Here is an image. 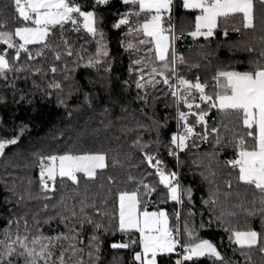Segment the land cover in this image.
Here are the masks:
<instances>
[{
    "label": "trees",
    "instance_id": "16d2710c",
    "mask_svg": "<svg viewBox=\"0 0 264 264\" xmlns=\"http://www.w3.org/2000/svg\"><path fill=\"white\" fill-rule=\"evenodd\" d=\"M76 3L82 10L94 11L98 33H103V45L108 54L99 57V64L89 66L90 59H97L99 34L93 37L82 28L77 32L71 23L65 24L63 29L59 26L52 29L47 47L29 45L33 59L24 52L16 59L15 49L0 43V52L6 50L10 54L11 64L6 77H0V140L19 137L15 145L6 147L0 155V229L8 227L9 219L22 216L28 221L26 234L30 237L40 233L52 236L66 233L68 229L79 233L78 239L83 243L77 246L84 251L74 259L84 264H138L134 253L140 251L139 233L119 230L118 195L139 188V195L147 193L143 207L165 210L173 227L180 213L181 228L187 223L196 236L213 242L225 264H264V254L258 248L241 250L229 240L232 230L252 228L258 233L264 232L259 216L248 217L246 211L252 207L256 190L238 184L226 164L235 151L229 141L235 133L242 135L241 129L237 126L234 133L220 128L223 137L220 144L216 143L215 134L207 142L197 137L187 141L184 151L169 155L173 132H183V122L178 125L177 107L180 111L189 110L183 103L177 106L168 86L160 83L152 87L146 83L152 68L159 69L161 65L155 59V52L149 51L153 46L140 44L145 37L133 31L137 20L142 23L144 19L143 15L132 14L139 10L138 6L126 5L123 0H109L98 7H94V0H76ZM125 13H129V24L114 27ZM197 14V10L184 9L181 0H174L171 13L164 14L165 27L173 26L178 37L174 42L176 55L186 60L177 64V72L192 81L199 76L201 82L207 81L211 86L218 70H247L253 54L246 49L256 44L253 33L243 29L234 31L241 26L240 20L229 18L221 22L212 37L193 38L188 33L194 30ZM12 16L10 0H0V23L7 25L0 31H13L19 25ZM262 23L264 12L257 6V35ZM69 48L73 49L72 56L67 55ZM38 52L43 54L37 55ZM57 53L60 60L55 58ZM197 64L199 67H195ZM53 66L58 69L56 73L51 71ZM141 69L145 87L137 88ZM52 83H60L61 87H49ZM194 95L195 103H200L199 94ZM189 121L195 124V117L190 115ZM223 122L228 123V120ZM207 123L209 128L221 124L216 109L208 111ZM195 131L202 133L204 128L196 125ZM66 153H104L108 167L98 169L95 179L81 174L79 185L57 177L56 191L45 194L40 187L41 158ZM146 154L160 159L169 172L175 171L182 188L191 189V199L186 191L182 203L168 199L167 189L159 184L155 168L149 167L145 159ZM213 172L215 176L211 175ZM129 176L135 179L130 181ZM109 177L113 183L109 182ZM229 180L233 194L226 200L224 193L228 191ZM141 182L156 190L144 189ZM236 191L241 193L240 197L235 195ZM45 195L52 199H45ZM210 197L217 199L215 205L205 203ZM255 199L258 204L259 193ZM241 201L244 207H236ZM230 212L235 214L229 215ZM89 219L93 223H87ZM23 224L24 220H20L21 234H25ZM96 224L101 225L99 230ZM10 231L15 238L18 231L15 224ZM93 235L98 237L94 243L99 251L88 246ZM180 239L182 243L188 242V234L183 233ZM113 242L131 246L113 249ZM89 251L93 253L91 257ZM13 259L14 264H24L23 259ZM178 259L175 249L172 253L158 255L157 264H176ZM195 264L220 262L202 257Z\"/></svg>",
    "mask_w": 264,
    "mask_h": 264
},
{
    "label": "snow or ice",
    "instance_id": "6c2138e0",
    "mask_svg": "<svg viewBox=\"0 0 264 264\" xmlns=\"http://www.w3.org/2000/svg\"><path fill=\"white\" fill-rule=\"evenodd\" d=\"M108 2L109 0H94V7ZM123 3L138 6L139 10L132 14L137 17L143 15L144 19L142 23L137 20V27L133 31L138 34L142 33L145 37L139 41L140 44L153 46L149 51L155 52V59L161 65L159 69L152 68L146 83L152 87L160 83L168 86L177 106L183 103L189 110L184 112L177 107L178 125L180 121L183 122V132L172 135L171 144L173 147L169 150V155H176L177 149L184 151L188 146L187 141L197 137L202 142H207L210 136L215 134L216 143L220 144L223 140L220 128L235 133V128L238 126L243 134L235 133L233 139L229 141V145L235 151L233 158L229 159L226 164L232 169L231 174L238 184L254 188L256 193H259V203L257 204L256 193H254L251 201L252 207L246 211L248 217L259 216L261 223L264 224V23H262L260 33L256 34V9L259 6L261 12H264V0H182L184 9L198 11L195 16L194 30L188 33L193 38L212 37L222 21L239 18L241 26L234 28V31L248 30L253 33V39L256 41L254 46H249L246 49L253 54V58L249 61L251 66L244 71L218 70L212 77L214 84L211 86L207 81L201 82L199 76L192 81L177 72V64L186 63V60L183 56L177 57L174 42L178 37L173 26L165 27L164 19L165 13H171L173 0H123ZM10 7L13 12L12 19L19 22V26H16L14 31H0V43L6 44L8 49H15L16 59L20 58L22 52L28 53V58L33 59L28 46L43 44L47 47L46 41L51 30L57 26L63 29L64 25L68 23H71L73 30L77 32L82 28L93 37L98 34L100 36L98 41L100 47L96 53L97 59H90L89 66L99 64V57L108 54L103 45V33H98L96 27L94 11L82 10V6L76 3V0H10ZM128 16L129 13L123 14L114 27L119 28L129 24ZM6 26V24L0 23V28ZM224 34L227 36V29ZM15 37H18L19 43L15 42ZM129 47L131 48L132 45L129 44ZM42 54V52L37 53V55ZM73 54V49L69 48L67 55L72 56ZM9 55L6 50L0 52V77H6L7 72L11 70ZM55 58L60 60V54L57 53ZM134 63L139 64L141 61H134ZM195 67H199V65L197 64ZM19 70L17 69V71ZM51 71L56 73L58 69L53 66ZM140 73L136 86L144 88L145 77L142 69ZM157 76L160 79H156ZM173 78H175V83H173ZM49 87L58 89L61 85L52 83ZM194 93L199 94L200 103H195ZM193 108L196 111H193ZM211 109H216L221 116V124L218 127L209 128L208 126L207 116ZM190 115L195 117V124L189 121ZM225 119L228 120V123L223 122ZM196 125H202L204 131L197 133ZM18 139L19 137L0 140V155L4 154L6 147L15 145ZM136 143L139 144V141ZM145 159L148 161L149 167L155 168L159 184L167 189L168 199L182 203L185 191L191 199V189L182 188L175 171L169 172L166 167L162 166L163 162L152 155L146 154ZM106 167L108 165L104 153L79 155L66 153L42 157L40 187L45 194L55 192L57 177L66 178L72 184L79 185L81 174L84 178L95 179L97 170ZM211 175L215 176V173L213 172ZM128 179L132 181L135 178L129 176ZM49 181L52 182L51 185ZM109 182H114L111 177H109ZM141 186L150 191L156 190L143 182H141ZM227 188L228 191L224 193L226 200L233 194L231 180L227 181ZM235 195L240 197L241 193L236 191ZM45 199H52V197L45 195ZM118 201L119 230L124 233L135 230L139 233L138 243L141 251L134 253V260L138 264H157L158 255L172 253L177 246L182 247L183 253L182 259H178L176 264H185L187 261L195 264V261L202 257L214 258V261L225 264L223 256L213 242L196 236L195 230L190 228L187 223L181 228L180 213H177L175 227H173L164 210L149 211L147 206L141 210L139 188L137 191L120 192ZM81 203L83 205V201ZM205 203L215 205L217 199L210 197ZM44 207L47 209L48 205L45 204ZM236 207L243 208V201ZM81 211H83V206ZM234 214L229 213V215ZM50 219H55V217H50ZM20 220H24L25 234H21L19 231ZM61 222H64L63 217H61ZM87 223L91 224L93 221L89 219ZM13 224L18 229L15 238L10 231ZM95 227L99 230L101 225L96 224ZM27 232L28 221L22 216L9 219L8 227L0 229V236H2L0 238V264H14V257L23 259L24 264H84L82 260L74 259L84 249L77 246L83 241L78 239L79 233L73 229L52 236L40 233L30 237L26 234ZM183 233L188 234L186 243H182L180 239ZM97 239L98 237L93 235L88 246L89 248L95 247L96 251H99L94 243ZM229 240L241 250L258 248L260 253L264 254V232L258 233L252 228L246 231L232 230ZM132 243L135 244L136 241ZM130 246L123 242H113L111 245L113 249L129 248ZM88 255L91 257L93 253L89 251Z\"/></svg>",
    "mask_w": 264,
    "mask_h": 264
},
{
    "label": "crops",
    "instance_id": "0c3cea01",
    "mask_svg": "<svg viewBox=\"0 0 264 264\" xmlns=\"http://www.w3.org/2000/svg\"><path fill=\"white\" fill-rule=\"evenodd\" d=\"M182 1V0H181ZM198 38V37H197ZM140 196V200H141V210H143V206H142V203H143V198L144 197H147V193L144 195V196H142V195H139ZM160 210H162V209H160ZM149 211H159V210H149ZM165 211V210H164ZM118 219H119V201H118ZM140 251H141V249H140Z\"/></svg>",
    "mask_w": 264,
    "mask_h": 264
},
{
    "label": "built area",
    "instance_id": "2783aa9c",
    "mask_svg": "<svg viewBox=\"0 0 264 264\" xmlns=\"http://www.w3.org/2000/svg\"><path fill=\"white\" fill-rule=\"evenodd\" d=\"M173 2H174V0H173ZM173 134H178V131H176V132H173ZM172 134V135H173ZM180 150H176V153H178ZM177 251H178V253H179V259H182V252H181V247L180 246H177Z\"/></svg>",
    "mask_w": 264,
    "mask_h": 264
},
{
    "label": "rangeland",
    "instance_id": "374dc122",
    "mask_svg": "<svg viewBox=\"0 0 264 264\" xmlns=\"http://www.w3.org/2000/svg\"><path fill=\"white\" fill-rule=\"evenodd\" d=\"M81 22H82V20H81ZM19 26V25H18ZM15 29V28H14ZM14 29H13V31H14ZM15 40H18V42H19V39H18V37H15ZM51 182V181H50ZM146 192V191H145ZM142 195L144 196V194L142 193Z\"/></svg>",
    "mask_w": 264,
    "mask_h": 264
}]
</instances>
